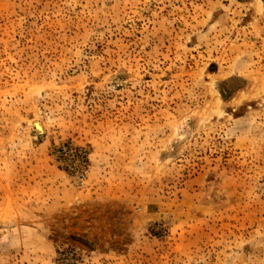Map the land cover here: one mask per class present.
I'll return each instance as SVG.
<instances>
[{
	"label": "rangeland",
	"instance_id": "obj_1",
	"mask_svg": "<svg viewBox=\"0 0 264 264\" xmlns=\"http://www.w3.org/2000/svg\"><path fill=\"white\" fill-rule=\"evenodd\" d=\"M0 264H264V0H0Z\"/></svg>",
	"mask_w": 264,
	"mask_h": 264
},
{
	"label": "bare ground",
	"instance_id": "obj_2",
	"mask_svg": "<svg viewBox=\"0 0 264 264\" xmlns=\"http://www.w3.org/2000/svg\"><path fill=\"white\" fill-rule=\"evenodd\" d=\"M33 126L35 127V129H36L38 132H43L44 129H45L44 121L41 120L40 118H35V119L33 120Z\"/></svg>",
	"mask_w": 264,
	"mask_h": 264
},
{
	"label": "built area",
	"instance_id": "obj_3",
	"mask_svg": "<svg viewBox=\"0 0 264 264\" xmlns=\"http://www.w3.org/2000/svg\"><path fill=\"white\" fill-rule=\"evenodd\" d=\"M72 253H78L77 250L72 251Z\"/></svg>",
	"mask_w": 264,
	"mask_h": 264
}]
</instances>
